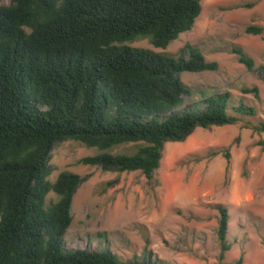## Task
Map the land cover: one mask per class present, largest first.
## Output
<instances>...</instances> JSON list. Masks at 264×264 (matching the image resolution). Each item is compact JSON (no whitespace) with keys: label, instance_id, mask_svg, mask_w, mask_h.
Listing matches in <instances>:
<instances>
[{"label":"trees","instance_id":"obj_1","mask_svg":"<svg viewBox=\"0 0 264 264\" xmlns=\"http://www.w3.org/2000/svg\"><path fill=\"white\" fill-rule=\"evenodd\" d=\"M202 1L11 0L0 6V264H164L151 251L126 261L108 248L69 249L73 199L89 176L64 172L51 181L50 160L67 141L100 151L133 145L132 153H100L80 163L151 178L166 144L257 116V106L229 91L194 97L181 75L219 67L199 49L189 46L187 57H176L126 45L146 38L167 49L193 29ZM245 33L261 35L263 28L249 26ZM230 53L264 81V66L255 68L238 46ZM241 93L260 101L257 86ZM253 129L264 134V121ZM258 145L264 152V141ZM223 156L228 176L229 149ZM50 193L58 199L47 205ZM217 209L218 264H225L229 213Z\"/></svg>","mask_w":264,"mask_h":264},{"label":"rangeland","instance_id":"obj_2","mask_svg":"<svg viewBox=\"0 0 264 264\" xmlns=\"http://www.w3.org/2000/svg\"><path fill=\"white\" fill-rule=\"evenodd\" d=\"M11 0H0V6ZM251 5V7H246ZM249 26L263 28L248 35ZM126 45L187 57L188 47L199 49L215 72L183 73L184 84L198 92L229 91L239 101L257 106L256 117L241 123L197 129L182 143L165 146L160 168L151 178L143 173L103 172L80 161L100 153H132L133 145L100 151L80 142L58 144L51 154V181L64 172L89 176L77 189L72 224L65 236L69 249H110L123 260L142 258L147 251L164 264H218V227L223 206L229 213L225 264H264V134L253 128L264 121V81L230 53L238 46L264 66V0H203L202 13L190 32L167 49H156L146 38ZM184 51V52H183ZM257 86L260 101L243 95ZM225 149L230 172L226 174ZM115 181L112 186L108 182ZM54 193L47 198L57 200Z\"/></svg>","mask_w":264,"mask_h":264}]
</instances>
